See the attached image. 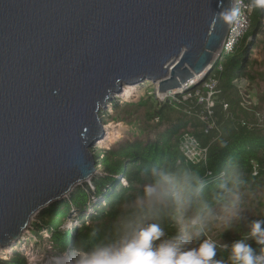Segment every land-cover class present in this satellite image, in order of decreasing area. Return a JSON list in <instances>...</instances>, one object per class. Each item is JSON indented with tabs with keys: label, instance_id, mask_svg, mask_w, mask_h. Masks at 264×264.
<instances>
[{
	"label": "water",
	"instance_id": "95a60500",
	"mask_svg": "<svg viewBox=\"0 0 264 264\" xmlns=\"http://www.w3.org/2000/svg\"><path fill=\"white\" fill-rule=\"evenodd\" d=\"M234 0H0V248L98 173L125 85L169 96L220 57Z\"/></svg>",
	"mask_w": 264,
	"mask_h": 264
},
{
	"label": "trees",
	"instance_id": "16d2710c",
	"mask_svg": "<svg viewBox=\"0 0 264 264\" xmlns=\"http://www.w3.org/2000/svg\"><path fill=\"white\" fill-rule=\"evenodd\" d=\"M244 1L253 7L247 32L235 44L233 52L224 55L221 69H217V64L205 79H216L213 96L215 129L204 132L202 121L194 116L204 110V105L193 95L183 100L178 94L164 101L151 95L140 98L136 103L126 101L123 105L112 99L110 105L113 108L121 106L126 116H131L137 107H144L143 129L152 137L147 140L135 137L108 149H92L100 172L93 176L90 185H79L63 200L53 202L39 212L31 223V229L39 237L40 232H45L51 248L57 253L89 254L98 247L117 244L122 235V223L147 204L146 189L154 186L161 175L187 172L199 177L203 184V197L214 210L222 203L216 199L219 185L235 171L238 179L234 184L229 183V188L236 195L262 190L263 199L258 201L261 208L247 219L240 214L226 225L224 232L218 234L223 243L213 242L216 245L213 259L220 264H232L231 246L241 240L249 244L257 255L264 254V245L251 235L256 222H262L261 228L264 229V126L257 115L259 105H241L236 85V81H251L260 76L251 70L256 60H250V49L256 45L253 46V40L248 41L247 38L263 31L264 9L256 5V0ZM148 82L140 84L144 86ZM201 86L202 83L198 87ZM172 103L178 106V111H172ZM259 103L264 104V95L259 98ZM224 104L228 107L226 116ZM106 114L102 112L103 124ZM186 134L207 149L205 160L191 163L182 156L179 144ZM139 197L144 199L142 203H134ZM94 198L101 201L93 202ZM73 210L77 211L74 218L78 225L67 231L65 221ZM159 222L165 233L161 240L171 239L179 233L180 226L169 218L166 210L161 212ZM0 261V264H28L27 258L15 251L6 261Z\"/></svg>",
	"mask_w": 264,
	"mask_h": 264
},
{
	"label": "clouds",
	"instance_id": "9594fccd",
	"mask_svg": "<svg viewBox=\"0 0 264 264\" xmlns=\"http://www.w3.org/2000/svg\"><path fill=\"white\" fill-rule=\"evenodd\" d=\"M264 7V0H256ZM238 173L229 174L225 183L219 185L217 201L229 218L239 215V197L229 183H235ZM148 202L122 223V235L117 244L98 247L83 255L77 264H220L213 259L216 245L205 241L197 249L187 245L198 240L206 223L213 218L214 210L203 197V184L199 177L187 172L161 175L154 186L146 189ZM180 227L171 239L161 240L165 235L160 224L161 212L165 211ZM262 222H256L251 235L264 245ZM160 241L159 243H156ZM232 264H264V254L257 255L243 240L231 246Z\"/></svg>",
	"mask_w": 264,
	"mask_h": 264
},
{
	"label": "rangeland",
	"instance_id": "374dc122",
	"mask_svg": "<svg viewBox=\"0 0 264 264\" xmlns=\"http://www.w3.org/2000/svg\"><path fill=\"white\" fill-rule=\"evenodd\" d=\"M262 8L264 9V7ZM261 22L263 31L258 35L251 34L250 36L248 34L250 37L247 38L248 41L253 40V46L256 45L255 48L250 49V60H256V63L253 64L251 70L254 73L260 74V76H255V79L251 81L245 79L236 81V85L241 95V105H251L252 107H254L255 105H259V112H257V115L259 118V122L264 126V104L259 103V98L264 95V17L262 18ZM244 35L242 36V38L244 37ZM139 84L123 86L122 91L118 94H114L113 99H116V101H118L120 105H123V103H125L126 101H134L136 103L140 98H146L151 95H154L160 101H164V99H167L157 91V84L151 82L146 83L144 86ZM146 91H152V93H147ZM180 93L183 94V92ZM174 97H176V95ZM171 106L173 108L172 111H178V106L176 104L172 103ZM120 107L113 108L110 105V102H108L106 104V107L102 110V112L107 113L104 120L105 123L103 124L105 135L95 143L94 147H92L93 150L98 151L101 149H108L117 143L133 140L135 139V137H138L142 140H147L152 137L150 132L144 131L143 129L144 107H137V110L134 111L131 116H126V114H124L123 110H121ZM227 108H223L225 116L227 115ZM194 116L195 118L197 117V115ZM213 121L216 126L217 123L214 113ZM149 123H151V121ZM97 169L100 170V167H98ZM99 172L100 171H98V173ZM86 183L90 185V181ZM238 197L239 215L244 214V219H247L257 209L259 211V208H261L258 207V201L263 199L262 190H257L256 192L246 191L243 194L238 195ZM143 200L144 199L142 197H139L138 199H135L134 203H142ZM100 201L101 199H93V202ZM71 212V215L69 214L67 220L65 221V230L67 231H71L73 227H76V225H78L74 218L77 215V211L73 210ZM38 215L32 218L30 226L21 235L19 241L7 247L0 248V260L6 261L15 251L22 253V255L27 258L28 264H77L78 260L86 253H77L72 251L57 253L56 250L51 248L48 242L49 236H47L45 232H40L42 234L39 237L38 234H36L34 230L31 229V223H33ZM238 216L236 218H238ZM236 218H229L228 215L221 210V206H217L214 209L213 218L209 219L206 223L204 234L198 240L191 241L187 245L188 249H197L205 241L210 243L216 242L222 244L223 241L218 238V234L224 232L226 225L232 219Z\"/></svg>",
	"mask_w": 264,
	"mask_h": 264
},
{
	"label": "built area",
	"instance_id": "2783aa9c",
	"mask_svg": "<svg viewBox=\"0 0 264 264\" xmlns=\"http://www.w3.org/2000/svg\"><path fill=\"white\" fill-rule=\"evenodd\" d=\"M252 9V5L247 3L246 1L234 0V6L232 16L229 21L228 31L222 44L220 57L218 58V61L214 66L216 67V65L218 64L217 69H221L220 62L223 59L224 55H228L233 52L235 44L247 31L250 23L249 17ZM215 87L216 79L211 77L206 81L204 80L201 87H195L194 91L190 90L188 92H183V94L180 92H173L169 96H163H165L167 99H173L175 98V95L182 94V99L187 100L193 95L199 103H202L204 105V110L200 112V114L196 115L202 121L204 132L208 133L211 130L215 129V123L213 121V96L216 92ZM223 108L226 109L227 105L224 104ZM179 149L182 156L191 163H197L201 160H205L207 149L200 147L191 135H184V137L180 141Z\"/></svg>",
	"mask_w": 264,
	"mask_h": 264
}]
</instances>
